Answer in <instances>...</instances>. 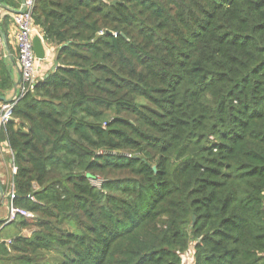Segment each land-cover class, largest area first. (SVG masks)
I'll list each match as a JSON object with an SVG mask.
<instances>
[{
  "label": "trees",
  "instance_id": "16d2710c",
  "mask_svg": "<svg viewBox=\"0 0 264 264\" xmlns=\"http://www.w3.org/2000/svg\"><path fill=\"white\" fill-rule=\"evenodd\" d=\"M33 20L54 68L0 134L32 214L0 221V264H264V0H36Z\"/></svg>",
  "mask_w": 264,
  "mask_h": 264
},
{
  "label": "built area",
  "instance_id": "2783aa9c",
  "mask_svg": "<svg viewBox=\"0 0 264 264\" xmlns=\"http://www.w3.org/2000/svg\"><path fill=\"white\" fill-rule=\"evenodd\" d=\"M36 0H23L24 10L20 14L13 15V25L15 27V42L17 47V57L19 71L21 73V81L16 86L13 96L3 102L0 106V134L1 131L6 125L13 119V109L17 102L25 97L27 94L32 92L36 84L40 81L37 69L38 60L35 56L33 39L38 35L40 36V29L35 25L33 20V12L35 8ZM21 11V10H20ZM4 45L3 35L0 32V48ZM0 147H4L2 153H7L10 159L11 167V181L8 186V192L4 193L8 196L10 200L9 215L6 219V224L12 223L16 220L17 217H32V214L24 210L13 207L12 202L14 199V176L17 172V169L14 166V154L9 148L7 142H0ZM7 244L10 245L11 242L7 241ZM187 254L181 255L182 264H188V257L194 255L193 253L186 252ZM189 253V254H188ZM186 256V257H183ZM194 256H192L193 258ZM187 258V260H186ZM195 259L192 260L190 264H194Z\"/></svg>",
  "mask_w": 264,
  "mask_h": 264
},
{
  "label": "crops",
  "instance_id": "0c3cea01",
  "mask_svg": "<svg viewBox=\"0 0 264 264\" xmlns=\"http://www.w3.org/2000/svg\"><path fill=\"white\" fill-rule=\"evenodd\" d=\"M19 7L17 9L9 8L7 6L0 5V23L2 22L4 17H9V27L7 30V35L4 37L7 41V43L4 42L3 47L0 48V58H3L5 60V64L13 78L14 81V87L11 91L7 92L4 96H0L1 98H4L6 101L9 100L13 94L16 86L21 81V73L19 71V65H18V55H17V47L15 42V27L13 25V15L16 13V11H20L23 6V1L19 0L18 2ZM42 41L43 38L40 34L39 36ZM4 39V38H3ZM43 44L47 50V56L46 59L43 61H38L37 63V69H38V75L40 79H44L54 68V50L52 48H49L45 42L43 41ZM3 103V101H0V106ZM4 151V147H0V179L2 181V185L9 186L10 181L12 179L11 175H9V172H11V165L10 160L9 164L7 165L6 162H4V158L6 156V152L2 153ZM5 174L7 176V183ZM9 208H10V200L8 199V196L5 194L4 198L0 196V221H6L9 215Z\"/></svg>",
  "mask_w": 264,
  "mask_h": 264
},
{
  "label": "water",
  "instance_id": "95a60500",
  "mask_svg": "<svg viewBox=\"0 0 264 264\" xmlns=\"http://www.w3.org/2000/svg\"><path fill=\"white\" fill-rule=\"evenodd\" d=\"M23 1V0H22ZM117 2H114L113 4H116ZM24 10V8L21 9V11H16L15 14H20L22 11ZM109 33V32H108ZM4 38V42L7 43L5 37ZM33 46H34V52H35V56L37 58L38 61H43L46 59L47 56V50L43 44L42 39L37 35L34 39H33ZM57 65V63L55 62V66ZM48 76V75H47ZM0 101L5 102L6 100L4 98L0 97ZM0 196L2 198H4V191H3V187H2V181L0 179ZM195 217L193 218V224H195Z\"/></svg>",
  "mask_w": 264,
  "mask_h": 264
},
{
  "label": "rangeland",
  "instance_id": "374dc122",
  "mask_svg": "<svg viewBox=\"0 0 264 264\" xmlns=\"http://www.w3.org/2000/svg\"><path fill=\"white\" fill-rule=\"evenodd\" d=\"M1 143H3V142H1ZM11 159V157H9V155L8 154H6V156H5V158H4V162H6V164L8 165L9 164V160ZM9 175H11V172H9ZM7 176L8 175H6L5 174V178H6V183H7ZM93 183L95 184V185H97V186H99V184H100V181H93ZM8 187V186H7ZM25 235H29V233L28 232H25L24 233ZM189 253H193V251H194V249H193V246H191L190 248H189ZM187 251V252H188ZM188 253V254H189ZM185 254H187V253H185ZM185 254H182V255H185ZM192 256H194V255H190L189 257H188V264H190L191 262H192V260H194L195 258L193 257L192 258ZM183 257H186V256H183ZM186 260H187V258H186Z\"/></svg>",
  "mask_w": 264,
  "mask_h": 264
}]
</instances>
